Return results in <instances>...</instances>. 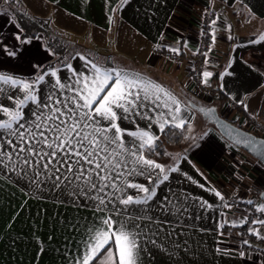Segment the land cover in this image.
<instances>
[{
	"label": "crops",
	"instance_id": "1",
	"mask_svg": "<svg viewBox=\"0 0 264 264\" xmlns=\"http://www.w3.org/2000/svg\"><path fill=\"white\" fill-rule=\"evenodd\" d=\"M3 2L0 0V5ZM21 2L28 13L49 19L55 29L87 48L85 52L80 49L66 64L71 65V69L66 65L53 68L61 82H69L73 69L88 75L85 60L81 59L84 57L104 67L139 73L166 87L182 102V108L187 105L181 116L187 121L185 125L191 129V134L179 145H167L162 160L144 153L146 158L164 165L169 175V180L157 189L148 213L168 223L160 227L141 222V227L144 224L148 227L142 241L145 247L140 264H264V247L260 244L264 240L244 230L248 246L238 248L222 230L232 221L240 220L241 213L224 204H230L232 197H237L241 188L247 187L249 171L253 170L249 167L251 163L240 148L223 138L213 126H206L207 123L200 126V115L188 104L189 100L214 104L223 117L243 127L250 126L246 121L248 115L262 119L259 109L264 98V39H261L264 0ZM209 3L217 12L214 49L205 70L213 74L206 78V84L216 90L213 95L200 93L189 72L196 57L200 16ZM21 34L11 12L0 9V74L33 83L41 65L53 60L55 55L42 34L17 40V35L21 38ZM160 47L164 50L178 48L180 59L157 54L156 49ZM10 52L15 55H9ZM55 79L46 75L39 85L38 95H46ZM0 88L5 90L0 95V103L5 106H14L6 95L23 96L11 85L0 82ZM241 100L243 104L239 103ZM31 107L30 104L23 109L25 116H29ZM163 111L164 118L170 119L167 109ZM0 119L7 117L0 113ZM160 119L155 115L150 128L147 120L137 118L135 124L160 137L156 122ZM121 126L135 130V125L127 121H121ZM128 139L125 137L126 141ZM171 168L178 171L168 172ZM31 179V172L25 176L10 169L0 171V264H76L88 230L99 227L100 218L106 213L97 211L94 202L83 195H73V188L65 187L66 181L54 186L52 180L41 178L37 187L30 183ZM129 179L148 183L143 176ZM212 189L219 191L225 200L216 197ZM128 194L136 195V191L129 189ZM165 196L169 197V202L162 204ZM239 199L244 200L242 194ZM202 201L212 207H201ZM177 204L186 206L187 211L175 214L172 208ZM158 205L165 210L162 212ZM116 207L123 209L119 204ZM129 214H142V209L131 206ZM253 228L264 235V225L256 224ZM153 232L156 234L152 235ZM149 239H155L156 244L148 243Z\"/></svg>",
	"mask_w": 264,
	"mask_h": 264
},
{
	"label": "snow or ice",
	"instance_id": "2",
	"mask_svg": "<svg viewBox=\"0 0 264 264\" xmlns=\"http://www.w3.org/2000/svg\"><path fill=\"white\" fill-rule=\"evenodd\" d=\"M16 38L19 40L20 36ZM170 51L179 54L180 50L171 48ZM81 59L85 60L88 75L73 69V77L67 83L57 77L56 69L38 76L33 83L0 74V82L23 93L22 98L5 96L13 102V107L0 103V113L7 117L0 119V171L10 169L25 176L31 172L30 183L37 187L41 178L52 180L54 186L66 181L65 187H72L73 195H83L94 202L97 211L106 213L100 218L99 227L88 230V238L83 242L76 264H140L145 247L142 241L148 227V224L141 227V222L160 227L168 223L148 213L150 202L158 194L157 189L169 180V175L164 165L144 155L145 151L156 154L159 137L140 128L135 121L137 118L147 120L150 128L155 115H159L162 119L156 122L161 133L169 125L183 128L187 121L181 113L187 105L182 108V102L166 87L139 73L104 67L84 57ZM66 67L71 69V65ZM46 75L56 79L50 85L51 90L41 97L39 85ZM212 75L204 72L203 82L207 83L206 78ZM4 93L5 90L0 88V95ZM239 103L243 104V100ZM30 104L29 116H25L23 109ZM244 107L247 109V105ZM164 109L170 119L164 118ZM121 121L134 124L135 130L123 128ZM125 137L130 139L126 141ZM167 171L177 172L178 168ZM137 176L145 177L148 183H135L129 179L134 180ZM129 189H134L136 195L128 194ZM211 191L221 201L225 200L219 191ZM168 202V196L162 198V204ZM246 203L255 205L251 200ZM117 204L123 209L117 208ZM131 206H138L142 214L130 215ZM205 206L212 207L202 201L201 207ZM158 207L162 212L165 210L161 205ZM224 207L231 208L232 205L225 203ZM172 211L180 215L187 208L177 204L173 205ZM255 211L264 214V204L255 207ZM114 216L119 219H113ZM247 222L245 216L239 224ZM251 223L264 225V219L256 218ZM231 226L236 227L237 221H232ZM249 231L264 240L258 229ZM147 242L156 244L155 239ZM243 243L248 244V241ZM240 255L244 253L240 252Z\"/></svg>",
	"mask_w": 264,
	"mask_h": 264
},
{
	"label": "trees",
	"instance_id": "3",
	"mask_svg": "<svg viewBox=\"0 0 264 264\" xmlns=\"http://www.w3.org/2000/svg\"><path fill=\"white\" fill-rule=\"evenodd\" d=\"M1 5L3 10H8L11 12L17 24L21 28L22 40L26 38H33L38 34H42L46 45L55 55L53 60L45 63L42 66L41 71L38 73V75L33 77V80L49 69L66 65L70 62L74 54H76L80 49H82L83 52L87 51L86 47H82L81 45L75 43L74 41L67 38L62 32L55 29L49 19L37 17L28 13L21 0H4ZM189 102L190 100L188 101V104ZM188 129V125H185L183 128H176L170 125L166 126L165 132L161 133L159 140L157 141L158 147L155 150L156 154H150L147 151L145 152L154 159L162 160L166 154L167 145L181 144L187 136ZM235 229L241 230V232L246 230L243 226H237ZM222 230H229L228 226L225 225Z\"/></svg>",
	"mask_w": 264,
	"mask_h": 264
},
{
	"label": "built area",
	"instance_id": "4",
	"mask_svg": "<svg viewBox=\"0 0 264 264\" xmlns=\"http://www.w3.org/2000/svg\"><path fill=\"white\" fill-rule=\"evenodd\" d=\"M216 21H217V12L213 8L212 4L209 3L204 8L200 16V20H199L200 33H199L198 43L196 46V53H195L196 57L191 62L190 71H189L190 76L195 82L199 92L208 95H213L216 93L214 87L209 86L203 82L204 81L203 73L206 70L208 58L214 49L213 36H214ZM156 53L159 55L166 54L168 55V57L173 59H177V60L180 59L179 54L170 51V49L164 50L162 47H160L156 49ZM259 112H260V118L262 119H258L256 117L248 115L246 117V121L252 128L256 129L257 131L256 133L258 136L264 138V98L262 100ZM230 204L234 207L236 211L241 213L240 220L244 219L245 216L247 217L248 222L242 224L246 230L252 227V223H251L252 220L256 218L264 219V214L255 211V207L259 206L257 203L255 205H249L246 203V201H243L238 197H233L230 200ZM242 233L244 234V232Z\"/></svg>",
	"mask_w": 264,
	"mask_h": 264
},
{
	"label": "water",
	"instance_id": "5",
	"mask_svg": "<svg viewBox=\"0 0 264 264\" xmlns=\"http://www.w3.org/2000/svg\"><path fill=\"white\" fill-rule=\"evenodd\" d=\"M201 118L213 126L220 135L236 147L244 150L257 159L264 166V138L237 125L233 121L223 117L216 105L198 102H189ZM264 189L260 192V199L264 203Z\"/></svg>",
	"mask_w": 264,
	"mask_h": 264
},
{
	"label": "rangeland",
	"instance_id": "6",
	"mask_svg": "<svg viewBox=\"0 0 264 264\" xmlns=\"http://www.w3.org/2000/svg\"><path fill=\"white\" fill-rule=\"evenodd\" d=\"M2 8H3L2 5H0V9H2ZM20 40L22 41L21 38H20ZM44 64L41 65V67L37 71L38 73L41 71V68H42V66ZM199 122H200V126H205L206 125V122L204 120H202L201 116L199 117ZM194 124H197V123H194ZM206 126H209V125H206ZM244 127L246 129L250 130V131H253L254 134L257 135L256 129L252 128L251 126H244ZM189 133L191 134V129L190 128L187 130V134H189ZM240 152L243 155H245L244 157L246 158V160L251 163L249 165V167H252L253 168V170H251V172L249 171V176H248V180H247V187H242V188L240 187L241 190H242V192H241L242 198H244V200L243 199H241V200H243V201L251 200V201H254L255 204L257 202L260 204V202H259V201H261V199H260V192L264 189V166L257 159H255L254 157H252L251 155H249L244 150L240 149ZM243 160H244V158H243ZM237 188H239V187H237ZM237 195L240 197L239 194H237ZM239 221L240 220H238V222H237V226H243V225L239 224ZM253 226H255V225L252 224V227H250L249 229L253 228ZM228 229L229 230L225 231L228 234L226 235V233H225L224 236L225 237L226 236L227 237H230L229 240L234 245H237L238 248H239V246H240V248H244L245 246H248V244H244L243 243V241L246 240L247 236H245L243 233H241V230H237V229H235V227H232L231 225L228 226ZM260 244L263 245V247H264V242H261Z\"/></svg>",
	"mask_w": 264,
	"mask_h": 264
}]
</instances>
